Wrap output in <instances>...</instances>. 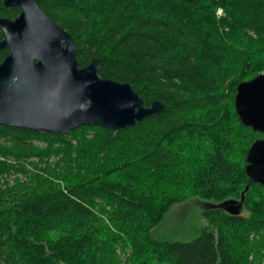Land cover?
<instances>
[{"label":"trees","instance_id":"obj_1","mask_svg":"<svg viewBox=\"0 0 264 264\" xmlns=\"http://www.w3.org/2000/svg\"><path fill=\"white\" fill-rule=\"evenodd\" d=\"M39 5L73 36L81 67L97 58L102 79L165 108L117 134L0 125V264H264V185L246 172L264 133L235 106L238 85L264 74V0ZM20 12L0 0V18ZM9 53L0 49V64ZM191 198L243 200L248 214L205 203L199 238L151 237Z\"/></svg>","mask_w":264,"mask_h":264},{"label":"water","instance_id":"obj_2","mask_svg":"<svg viewBox=\"0 0 264 264\" xmlns=\"http://www.w3.org/2000/svg\"><path fill=\"white\" fill-rule=\"evenodd\" d=\"M3 3L21 12L15 19L0 18V49L10 52L0 64V125L61 135L95 125L117 134L165 108L160 100L147 106L129 83L102 79L97 58L81 67L73 36L39 0ZM235 106L245 126L264 133V74L238 85ZM246 162L249 177L264 185V139L251 145ZM205 205L240 215L243 200Z\"/></svg>","mask_w":264,"mask_h":264},{"label":"rangeland","instance_id":"obj_3","mask_svg":"<svg viewBox=\"0 0 264 264\" xmlns=\"http://www.w3.org/2000/svg\"><path fill=\"white\" fill-rule=\"evenodd\" d=\"M223 15L222 9L218 11ZM200 198L176 204L165 216L164 220L151 230V237L164 242H192L199 238L207 227L208 221L203 216L204 204ZM242 214L247 215L245 208Z\"/></svg>","mask_w":264,"mask_h":264}]
</instances>
